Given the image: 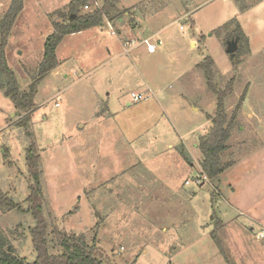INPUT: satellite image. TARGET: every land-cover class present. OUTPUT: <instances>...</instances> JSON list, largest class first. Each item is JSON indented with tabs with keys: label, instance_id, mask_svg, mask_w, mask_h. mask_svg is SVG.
<instances>
[{
	"label": "rangeland",
	"instance_id": "374dc122",
	"mask_svg": "<svg viewBox=\"0 0 264 264\" xmlns=\"http://www.w3.org/2000/svg\"><path fill=\"white\" fill-rule=\"evenodd\" d=\"M70 1L24 0L6 46L21 90L36 77L46 33ZM11 2L0 0V23ZM117 8L114 20L85 34L95 31L94 39L66 41L58 55L65 63L39 85L32 135L16 125L21 112L0 89V189L27 208L33 139L52 251L60 248L58 228L89 243L96 238L117 264H264V0H117ZM238 23L243 36L233 61L226 50L236 37L227 36ZM156 33L164 42L157 53H122L131 38ZM206 56L217 89L233 81L229 116L246 92L222 154L232 166L213 180L203 175L195 146L217 112L199 66ZM142 90L146 98L132 103L131 93ZM173 93L187 106L170 107ZM184 144L190 161L178 150ZM34 224L31 213L0 209V226L28 261L37 255Z\"/></svg>",
	"mask_w": 264,
	"mask_h": 264
},
{
	"label": "trees",
	"instance_id": "16d2710c",
	"mask_svg": "<svg viewBox=\"0 0 264 264\" xmlns=\"http://www.w3.org/2000/svg\"><path fill=\"white\" fill-rule=\"evenodd\" d=\"M91 3L92 0H71L67 6V13L59 12L62 21H54L53 31L47 36L44 43V51L37 75L30 83L28 90L25 91L21 90L17 76L10 68L6 56L8 37L14 22L24 9V0H12L0 23V76L4 80L0 82V89L3 90L6 97L12 100L15 108L21 112L16 125L25 128L28 136L32 135V132L28 130V124L37 107L35 97L39 85L46 75L59 65L57 57L59 44L67 35L100 26L104 23L105 18H108L109 21L116 18L117 0H103L101 6H93L89 11L81 12L85 5H91ZM72 15H75V17L71 18ZM229 25L228 23L226 27ZM237 26V29L229 33L227 38L234 36L242 38L241 25L238 23ZM237 56L238 50L232 57L233 61L237 59ZM199 66L204 71L209 88L218 97L217 112L214 116L209 117L212 126L208 133L200 137L198 144L203 155L201 160L203 175L213 180L219 179L232 166L231 163H223L222 154L229 149V140L239 111L246 99V92H243L234 112L229 116L225 108V99L233 92V81L231 80L224 89H217L214 82V60L211 56H206L205 61L200 63ZM180 153L184 159L190 161V156L183 146L180 148ZM26 163L31 180L29 184L30 193L26 198L27 208L23 209L21 204L16 203L0 189V209L2 210L7 206L9 209L31 213L35 224L29 228V232L37 254L36 259L28 261L25 257L20 256L8 233L0 226V264H117L112 258L105 255L96 238L92 243H89L85 235L63 229L55 228L60 248L56 252L52 251L48 239L49 222L44 212L46 201L41 180V155L33 139L26 148ZM214 237L221 247L215 234Z\"/></svg>",
	"mask_w": 264,
	"mask_h": 264
},
{
	"label": "built area",
	"instance_id": "2783aa9c",
	"mask_svg": "<svg viewBox=\"0 0 264 264\" xmlns=\"http://www.w3.org/2000/svg\"><path fill=\"white\" fill-rule=\"evenodd\" d=\"M99 7V2L98 0H92L91 5L87 4L84 6L85 9H90L91 7ZM109 29L112 31V33H116L115 30H113V26L110 24V22L107 23ZM158 33L152 34L143 38H138V39H132L128 42L125 43L126 46V53H129L131 50H133L135 47L139 46H144L146 50L149 53H155L159 46L164 44L163 40L158 39L155 41L154 39L157 37ZM146 95L145 92H132L131 93V102L132 103H137L140 102L141 100L145 99ZM258 237H264V229L259 233Z\"/></svg>",
	"mask_w": 264,
	"mask_h": 264
},
{
	"label": "crops",
	"instance_id": "0c3cea01",
	"mask_svg": "<svg viewBox=\"0 0 264 264\" xmlns=\"http://www.w3.org/2000/svg\"><path fill=\"white\" fill-rule=\"evenodd\" d=\"M69 4V3H68ZM24 9H25V5H24ZM23 11V10H22ZM120 22H123V19H120ZM112 23V22H111ZM102 27V26H101ZM93 28H95V27H92V29ZM52 29V28H51ZM48 30V32L46 33V35H49L51 32H52V30ZM114 29V28H113ZM88 30H91L90 28L89 29H87V30H84V31H80V32H77V33H73V34H70V35H67L63 40H62V42L59 44V46H58V48H57V57H58V60H59V65H58V67L56 68V70H54V71H57L64 63H65V60H62V59H60L59 58V53L60 52H62V49H66L69 45H71V43L73 44V42L72 41H76V39L77 38H80V37H84L83 35H85L87 32H88ZM137 31V35L140 33L139 32V30H135V32ZM95 32V31H94ZM94 32H93V35L92 36H88V35H85V36H88V39H94L95 38V34H94ZM112 32V31H111ZM112 34H115V33H112ZM117 34H119V35H121L120 34V31H119V33H117ZM137 37V36H136ZM138 38H140V37H138ZM71 40V43H66V41L67 40ZM130 38H124V39H122L121 41L124 43L125 41H128ZM131 39H133V38H131ZM130 39V40H131ZM76 47V46H75ZM142 47H144V46H139V47H135L133 50H131L130 52H132V51H135V50H138V49H140V48H142ZM145 48V47H144ZM160 48H158L157 49V51L159 50ZM157 51L155 52V53H157ZM164 51L166 52V50L164 49ZM125 51H123L122 53H124ZM155 53H152V54H155ZM167 53V52H166ZM65 56V55H64ZM54 71H52V72H54ZM173 71V70H172ZM143 92H146V90H142ZM134 92V91H133ZM149 92H150V90H149ZM174 95H170V99H171V102H170V107H172V105L174 106V105H176L178 102H180V103H182V104H184V106H187V104H186V102L184 101V99L183 98H181V96H179L177 93H173ZM184 146V148L186 149V152L189 154V151H190V148H189V146L187 145V144H184L183 145ZM195 146L196 147H199L198 146V144H195ZM174 146L172 145V144H170V148H173ZM177 148V147H176ZM180 148V147H179ZM178 149V148H177ZM179 151H180V149H178Z\"/></svg>",
	"mask_w": 264,
	"mask_h": 264
},
{
	"label": "water",
	"instance_id": "95a60500",
	"mask_svg": "<svg viewBox=\"0 0 264 264\" xmlns=\"http://www.w3.org/2000/svg\"><path fill=\"white\" fill-rule=\"evenodd\" d=\"M75 15H72L71 18H74ZM240 37L237 36L235 39L230 40L227 42V53L230 54L232 57H234L235 53L238 50V43H239ZM14 115V114H13Z\"/></svg>",
	"mask_w": 264,
	"mask_h": 264
}]
</instances>
